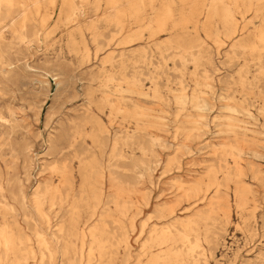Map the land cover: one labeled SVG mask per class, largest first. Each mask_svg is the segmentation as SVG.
Here are the masks:
<instances>
[{"label":"rangeland","instance_id":"rangeland-1","mask_svg":"<svg viewBox=\"0 0 264 264\" xmlns=\"http://www.w3.org/2000/svg\"><path fill=\"white\" fill-rule=\"evenodd\" d=\"M0 35V264H148L176 219L264 264V0H0Z\"/></svg>","mask_w":264,"mask_h":264},{"label":"bare ground","instance_id":"bare-ground-1","mask_svg":"<svg viewBox=\"0 0 264 264\" xmlns=\"http://www.w3.org/2000/svg\"><path fill=\"white\" fill-rule=\"evenodd\" d=\"M4 1L11 3L13 0H4ZM66 1L67 0H62V5L65 4ZM35 4H36V2H35ZM114 10L119 11L120 9L115 8ZM171 17H172L171 10L168 7H165L163 14L161 16V21H160L161 25L164 24L163 21L165 19H169ZM192 191H193L192 189L185 191V195L190 196L192 194L191 193ZM35 204H36V212H37L38 216L42 219H45L46 214L44 213V210L42 207L43 206L42 201L39 198H36ZM171 214H173V211L171 212ZM175 223L176 224L180 223L181 226H184L185 230L180 231V230L176 229V234H174L172 231H164L163 236H160V234H161L160 233V234H157L155 237H153L152 241L154 243V246L161 247V252H160V254L153 256L148 264H188L185 261V257L191 255V253L194 251V249L198 246L197 245L198 238L194 237L192 239V237H191L192 233L191 232H194V230L191 227L189 221L186 222V221L181 220V219H176ZM38 235H39V245L45 247L51 253V250L49 249L46 240L42 237V235L40 233ZM2 240L4 241L5 246L8 247V242L4 239V234L2 232H0V241H2ZM127 242H128V239L126 240V244H127ZM178 242H180L182 244V248H178L176 246V244ZM164 247H166V248H164ZM126 248H127V246H126ZM122 264H126V261L125 262L123 261Z\"/></svg>","mask_w":264,"mask_h":264}]
</instances>
